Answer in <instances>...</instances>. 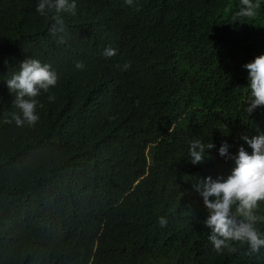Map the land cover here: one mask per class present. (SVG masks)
<instances>
[{"label":"trees","instance_id":"obj_1","mask_svg":"<svg viewBox=\"0 0 264 264\" xmlns=\"http://www.w3.org/2000/svg\"><path fill=\"white\" fill-rule=\"evenodd\" d=\"M239 2L77 0L53 33L37 0H0V264H264V248L215 250L194 188L230 172L223 141L251 151L241 134L264 132L243 67L264 53V2L233 21ZM27 57L59 78L18 126L4 80ZM193 138L216 145L198 164Z\"/></svg>","mask_w":264,"mask_h":264},{"label":"clouds","instance_id":"obj_2","mask_svg":"<svg viewBox=\"0 0 264 264\" xmlns=\"http://www.w3.org/2000/svg\"><path fill=\"white\" fill-rule=\"evenodd\" d=\"M262 2L264 0H240L233 21L256 17ZM125 3L133 5L134 0H125ZM36 11L51 20V32H63L66 27L63 14L75 15L77 0H37ZM115 52L114 48H106L104 55L112 56ZM85 67L82 61L76 63L78 69ZM130 67L131 63L125 62L122 70ZM243 67L247 69L248 80L245 111L251 114L257 107L264 106V53ZM58 78L56 70L38 58L27 57L19 62L18 69L4 80L13 96L12 103L18 109L12 114L18 126H35L40 119L37 108L42 107L38 97L55 87ZM47 99L54 101L55 95L50 93ZM240 139L251 151L241 144L233 153L230 151L232 145L227 140L223 141L217 152L233 162L230 172L226 176L207 175L194 185L207 212L203 219V225L208 229L207 238L218 253L234 251L235 242L247 244L253 253L264 248V231L259 227L264 223V214L258 211L264 202V132L252 136L241 134ZM214 147L216 145L212 141L206 143L200 138L190 139L187 158L192 164L201 163L210 155L207 150ZM158 222L166 226L167 217L160 216Z\"/></svg>","mask_w":264,"mask_h":264}]
</instances>
